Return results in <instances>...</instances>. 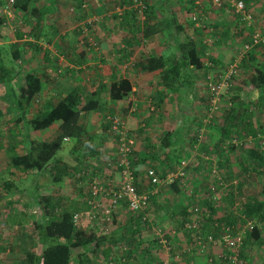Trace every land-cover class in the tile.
Returning a JSON list of instances; mask_svg holds the SVG:
<instances>
[{
    "label": "rangeland",
    "instance_id": "1",
    "mask_svg": "<svg viewBox=\"0 0 264 264\" xmlns=\"http://www.w3.org/2000/svg\"><path fill=\"white\" fill-rule=\"evenodd\" d=\"M123 1L125 0H57L55 3V11L51 15L45 16L44 21L40 26L41 28H38L35 32L32 31L30 35L34 38V40H36L35 41L36 43H38V41L40 42L42 51H44L43 54L45 52L51 53L52 57L56 60L60 55V53L63 54V52L65 51V47L67 43L72 42L70 38L76 37V34H74L72 31H74L77 28L79 29L81 28L79 36L76 37L77 41L80 44H83L84 46L86 44L87 38L83 37L84 34L81 32V30L85 29V33H87L86 29L88 28L86 27V25H91V27H89L90 29L88 30H90V34H92L91 37L93 38L92 43H94L96 47L95 48L91 47L90 50L93 53V55L95 54L98 55V52L101 50L100 46L104 47V51H106L105 47H107V45L103 41L104 37L102 38L100 35L103 33L107 34L106 31L111 30L112 28L115 30H121L119 24L121 18L123 19L124 11L131 9L130 6L121 7ZM225 1H237V0H225ZM259 1L260 0H246L245 4L248 6L247 8L248 11H250V13L252 14L255 26L262 33H264V6H262L261 1L260 2ZM45 2H46L45 0H36V2H33L28 9L31 11V9L35 7L41 8L42 6L45 5ZM148 2L152 3L154 1L148 0ZM196 2H199L200 4V6H196L199 9V15L206 20L207 25L213 27V29L214 28L222 29L221 21H224V19L227 25L228 33L225 35H228V37L226 38L221 36L220 34L221 32L216 33L215 29L214 32L212 33L208 32L205 29L203 30L198 29L201 31L200 34L202 36H206L207 34L211 36L212 39L211 43H214L215 40H218V42L215 44L217 48L214 49L213 46L211 48L210 51L211 58L217 59L215 56L212 55V51L215 52V54L219 53V55L223 59L221 60V62L223 63L224 66L236 63L237 66L239 67V72H240V68L242 69L243 67L242 61L244 60L239 61L238 49L246 41L245 35H243L244 26L232 16L231 9L226 2H223L224 4L222 5L221 8L216 9L212 6L211 0H169L168 11L170 12L177 11V13H179L178 21L184 24L187 36H191L193 34L195 35L196 33L193 31V28L191 29V26L189 25L190 22L189 11L193 7H195ZM154 3H157L159 5V3H161V0H157V2ZM134 6L135 5L133 4L132 9H135L133 8ZM28 13L24 15H20L17 9L9 5V0H0V19L2 20V23L0 24V42L2 44H4L5 41H9L8 37H11L13 39L14 36L17 33H19V32L15 33V31L17 28L21 27L20 24L26 26L24 35L26 36V38L28 37V33L31 30L30 26L31 27L35 26L37 21L36 17L30 16V14ZM156 16L158 17V14H156ZM125 19L126 18H124L122 22L123 23L128 22V23L124 24V26H128L130 28V25L133 22L131 21V19L130 21L128 20L125 21ZM142 20L143 18L140 17L139 26ZM130 33L131 32H129V34ZM37 37H39L40 39H37ZM158 39L161 40L165 39L169 42L173 40V37L171 35V32H168L166 36L160 34L159 38H156L155 40L148 42V45L152 44L153 47L158 48L157 45ZM222 41H224V43H222ZM120 42L124 43L121 40ZM5 43L9 44L8 42ZM167 46L169 48V44H167ZM164 48L165 47H163L161 52H163ZM150 49L153 48L150 46ZM145 50L147 49L141 47H135V49L131 51L132 54L131 53L129 54L130 56H128V59H124L120 56V59H122L119 65L120 72L133 73L138 75L141 73H146V72H142L138 68H135L137 62L145 59L148 55H151V54H147L150 51L145 52ZM258 51L264 53V47L258 49ZM152 52L157 55L161 54V52L158 53V50L157 51L153 50ZM91 61H93L91 63H94L95 60H91ZM32 63H36V61ZM58 65H60V63H58ZM89 67L92 69V71L90 72H89ZM94 67L98 68L93 64L91 66L84 67L86 69V73L82 72L83 74L82 73L78 74L79 81L81 78L83 79L91 78V80H89L91 82L89 81L78 82V80L69 79L70 77L67 78L68 74L63 71V66L62 67L60 66V68L56 70L52 84H49L48 88H51V90H55L54 87L55 84L58 83L59 81H62V84L60 85L61 90L64 91L68 87L71 88L72 86L74 87L76 85L79 86L82 85L84 87V92L87 94V91L90 89L91 85L93 84L94 78L91 76L92 73L94 72L93 70ZM217 67H220V65ZM96 70L98 71V69ZM217 70H219V68ZM237 78L238 76L234 79L233 85L235 84ZM140 82H141L140 84L141 91L142 90L145 91L149 89V81L140 80ZM238 83L241 84V82ZM198 84L199 85L197 87V91L194 92L197 98L196 101L195 100L194 101H195V106H198L196 108L200 112V110H203V108L207 107L206 104L207 102L209 103V100L207 98L208 91L206 89V85H204L205 84L204 80L201 79ZM239 88L240 87L237 86L236 90ZM4 91H5V96L0 99V112L2 114V117L0 116V124L2 125V127L0 128V197L6 195L9 192V190L3 188V184L6 181L12 183L11 189H20L22 191V194L20 195L19 199H16V201L14 202H8L4 199L0 200V264H23L22 261L25 258L26 251L33 252L35 254L41 252V246L36 243V237L33 227L36 221H39V216L42 214L43 209L41 205H37V206L35 205L34 207H32L34 203L33 199L35 200L34 194L30 196L29 194L27 195L25 194L29 190V188L33 186L34 180L43 185V188L40 189L38 193H40L42 196L50 197L52 204H55L52 198L58 197L61 198L63 202L66 203V205H68L70 210H76L74 205L76 206V203L79 202L81 199L79 193L85 192L84 190L87 187H89L90 184L89 180L93 177V174L90 172V169L84 166V163H82V159H80L79 157H77V155L72 153V150L75 146V141L64 142L60 150L53 159V164L56 163V161H59V163L61 164L60 165L61 170L59 169L60 172L59 176L61 181L54 182L55 181L53 180L54 176L51 175H47L43 177H38V176L35 177L34 172L22 174L18 171L12 170L8 164L9 157H11L14 154H20L22 152L21 148L24 146L26 141L24 139V136L22 135L23 131L18 133V129H13V131H9L8 129V127L10 126L9 119L12 116H14V114L16 113V108H15L16 105L14 104L15 99L11 96L12 93L8 90L7 86H4ZM230 91L227 95L222 97V99L217 105L216 110L212 114V118L209 120L208 116H204L202 118V121L205 118V121L210 122L209 125H213L214 123H216V121L220 118L221 115H222L221 117L223 118V114L221 112L224 111L226 108H229L231 105L228 99L231 96V95L229 96V94H231ZM234 95H236L235 92L233 93L232 97ZM143 101H145V103L147 104L146 106L147 109H145V113L147 114V116L145 118L144 115V117H142L141 119L144 120L145 118V120H148L147 123L150 126L151 120L153 118H157V116H155V113H157V110H159L158 108L156 109L157 97L153 95H148L144 98ZM104 104H106V102ZM234 105L236 107V104ZM162 106L163 104L160 105V107ZM175 106L176 105L171 104L170 106L167 107L169 110H171L170 116L165 117L161 115L166 119V123L168 125L166 129L172 128V126L175 123L176 117H174L173 115L176 112ZM209 108H210V103H209ZM104 112L105 113L94 112L91 114V117H89L88 119V123H91V127H92V128H88L90 133L97 134V132L101 129V127H98V125L101 126H104L106 124L108 125V118L111 116H116L118 119H120V121L123 122L124 128L122 131H123L124 140L121 141L120 140L121 138H119L117 135H115L112 132V130H110V133L107 134L105 138H103V141L96 138L94 144H97L98 149H101L100 144L104 146L105 153L109 154L108 156H111V159L113 161L108 163H111L112 165H114V161L117 158V154L121 149V144H124L125 148L129 149L130 154L128 156V159L131 163V171L136 177L137 183H139L140 181L141 184V185H137V187L138 189H140L139 192L143 193V189H146V186L148 184L145 186L147 182H145L146 179L142 176L145 175L148 169H154L158 176L165 174L164 172H162L163 168L159 167L157 161L161 158V156L164 155L167 156L163 152H158V147H159L158 142H160L161 135L159 136L155 135L152 129L150 130L146 129L147 132L149 133L147 136L148 138L146 141L141 142L137 138L133 137V134L130 131L132 128H136V127H133L129 122L125 121L120 114L113 113L110 109V104L109 105L106 104ZM197 116L201 117L202 115L197 112ZM255 118L256 119L258 118L259 119L258 121H264V116L261 113L260 114L256 113ZM5 120H7V122L3 124ZM93 126H95V128H93ZM194 126L195 128L193 130L191 129L189 135H187L189 136L188 139L189 140L196 139L197 144H200L201 142L203 143L202 133H200V130L202 128H199L198 124H195ZM199 136H201L200 143H198ZM154 152H157L158 154L157 160L151 159V156L154 154ZM139 155H143V156L141 157ZM99 156L100 155H98V157ZM200 156L203 159L204 157H207L209 159L208 161H210V165L205 164L208 161L202 160V162L200 161L196 162V160L195 159L192 160V158H190L189 155L186 156L187 158H185L184 160L188 161L187 179L184 181L185 184L184 188H182L179 185L181 189L180 193L183 192V194L177 197L178 199L171 198L172 202L178 203L179 199L182 201L189 200L191 204L190 206L191 209L195 206L199 207V204L202 202V199H204V197L207 198L209 196L208 191L213 185L216 186V189H219L217 191L219 199L223 200L224 195L226 196L228 195V193L231 195L232 199H234V196L237 195L236 194V189H238L237 183L238 186L239 184H242L241 189L243 191V195H246L247 197H250L258 201H264V192L261 190L263 184L262 176H257V174H255L254 176H248L245 178H233L230 180L227 179V177H225L222 172L221 173L217 172V175L218 177H220V179L216 181V178H211L212 169H210L209 166L215 165V167L218 170L217 162L215 160L213 161L210 158V156L208 157L207 155L204 154H201ZM88 157L92 159L91 158L92 156L91 157L88 156ZM110 168H108V171L104 170L103 173L101 174L102 176L100 177V180L102 179L103 182L105 183L106 188H110L108 187L107 180H109V177L113 172L114 173L116 172V170L112 171ZM177 169L178 166L175 167L174 171ZM11 171H14V174H11L10 173ZM53 172H57V171L54 170ZM82 172H84V175L79 176V174ZM172 172H168L166 175ZM160 177L163 180L166 179V177H162V176ZM219 183H222V185H219ZM162 189L164 190L171 189L170 184H164L162 186ZM196 189H198V191ZM151 206L152 205H149V212L154 220V210L152 211L150 209ZM191 209L189 211H191ZM45 221L47 222V219ZM108 225H105V227H107ZM170 230L175 231L176 233L173 238L177 237V234L180 231V230L178 231L176 227L175 228L172 227V229ZM221 250L222 247L218 246L217 248L210 249L209 252L211 254H217L221 252ZM192 254L195 257L194 259L196 260L197 263L207 264V260H204L203 258L204 256L202 254L198 253L196 250H193ZM241 254H242L241 261H243V264H254L257 262L255 252L253 249H251V247L249 248L248 246L246 247L245 245L242 244ZM243 254L244 256L247 255L246 256L247 258L246 257L244 258Z\"/></svg>",
    "mask_w": 264,
    "mask_h": 264
},
{
    "label": "crops",
    "instance_id": "2",
    "mask_svg": "<svg viewBox=\"0 0 264 264\" xmlns=\"http://www.w3.org/2000/svg\"><path fill=\"white\" fill-rule=\"evenodd\" d=\"M152 1L157 2V0H152ZM165 1H169V0H161V3H159V5L156 3L155 6H160ZM260 1H261V5L264 6V0H260ZM246 7L248 8V6ZM173 13H174L176 22L185 28L184 24L178 21L179 13H177V11ZM28 14H30V10ZM156 14H158V17L156 16ZM190 14L191 12L189 13V15ZM30 16H34V15L30 14ZM34 17H36V20H37V16L35 15ZM124 18H125V15H123V19ZM123 19L121 18L120 24H119L121 30H115L112 28L111 30L106 31L107 34L103 33L100 35L102 38L104 37L103 41L105 42L107 47H105L106 51H104V47L100 46L101 50L98 52V55L96 54L93 55V53L90 50L91 47L93 48L96 47V45L92 43L93 38H91L92 34H90V30L86 29L87 33H85V29L81 30V32L84 34L83 37L87 38L86 44L84 46L83 44H80L77 41L76 37L79 36L81 28L80 29L77 28L74 31H72L74 34H76V37L70 38L72 42L67 43L63 54L60 53V55L58 56L59 59L58 58L56 59L58 62L52 57L51 53L45 52L43 54L44 51H42L40 42L38 41V43H36L35 42L36 40H34V38L30 35L32 31L35 32L38 28H41V27L35 28L36 24L35 26H32V27L30 26L31 30L28 33V37H27L29 39H27L26 36L24 35L26 26L20 24L21 27L17 28L15 33L19 32L18 36H22L21 39L18 38L17 36L18 33H17L13 39L11 37H8L9 41H5V42H8L9 44L5 42L4 44H2L0 42V51L2 53V56L4 57L6 61H11L12 66L16 69V71L20 73L29 72V71L34 72L39 77V79L42 81V91L37 95L35 101L33 102L27 114V121L28 120L30 121L31 119L36 117L39 114V112L42 110V107L56 104L58 101L63 99L71 91H76L80 93L81 95H84V99L86 100L88 99V97H90L92 92L98 87L100 82L108 83L112 81H117L118 80L117 78L119 77L126 78V79H129L134 85L131 96L128 99H126L124 102H106L102 100V102H100L99 110L95 112L105 113L104 109L106 107V104L108 105L110 104V109L113 113L120 114L124 118L125 121L129 122L133 127H136V128H132L130 131L132 132L133 137L137 138L141 142L147 140L148 138L147 136L149 134L147 130H150V129H152L155 135H158V136L161 135L160 142L165 133H170L172 138H174L173 139L174 146L170 150L162 151L158 149V152H163L167 156L165 155L161 156L159 160H157L158 158L157 152H154V154L151 156V159L157 160L159 167L163 168L162 172H164L165 174L160 175V176L166 177L167 176L166 174L168 172L174 171L175 167L179 166L180 162L184 160L185 158H187L186 156L188 155L190 156V158H192V160L195 159L196 162H199V161L202 162V160L204 159L200 156L201 154L207 155L208 157L210 156V158L213 161L215 160L216 162H220L219 164H221V166L218 165L217 163L218 169L222 170L220 172H222L225 177H227L228 175L227 179L231 180V178H245L248 176H254L255 172H253L254 170L253 167L251 168V167L246 166L247 163L254 162L251 158H247L246 164H243L245 157L241 153V151L239 153H236V152L234 153V151H232L233 153L232 152L223 153L222 151H219V148H220L219 145L224 140L223 139L224 130H222L224 123H223L222 117L219 115L220 118L217 120L218 122L216 121V123H214L213 125H209L210 122L205 121V118L202 121V118L204 116H208L207 112H208L209 107L206 104L207 107L203 108L204 111L200 110L199 112V110L196 108L198 106H195V101H196L197 96L194 94V92L197 91V87L199 85L198 83L200 82L201 79H203L202 72L192 73V77H194L195 85H194L193 90L190 91V94L188 96L189 103H186V104L185 103L182 104V102L178 101V96H179L178 94L169 93L166 90H162L161 88H158L157 86V83L159 81L158 73H155V74L154 73L153 74L141 73L138 75V74H133V73H121L120 72L119 65L121 63L120 61L122 60L120 59V56L124 59H128V56H130L129 54L131 53L133 49H135V47L145 48L147 49L145 50V52L150 51L147 54H151V55L164 56V57H169L172 55L175 57L178 56L176 53V44H175L174 39L169 42L165 39H162V40L158 39L157 40L158 48L153 47L152 44L148 45V42L155 40L156 38H159L160 34L152 36L148 40H143L141 43H137L136 39H138L139 36L135 38V36L133 35L134 28L131 29V25H130V28L128 26H124L122 22ZM221 19H224V18H221ZM160 20H161V16L159 15L158 12H156L155 18L153 21L156 22ZM189 21L191 22V20ZM190 22H189V25L191 26V29L193 28V31L198 35L197 36L196 34L195 35L193 34L189 36L191 37V39H193L198 44L207 43L209 51H211L212 46L214 49L217 48L215 44L218 42V40H215L214 43H211L212 41L211 36L208 34L206 36H202L200 34L201 31L198 30V28H196L192 24V22L190 24ZM221 25H222V29L214 28L215 32L216 33L221 32L220 33L221 36L226 38L225 34L228 33L227 31L228 29H227L225 19L224 21H221ZM128 29H131V30H128ZM211 29H213V27H211ZM129 32H131L132 35L131 33L129 34ZM122 38L125 40H123ZM37 39H40V38L37 37ZM120 40L124 43H121ZM222 43H224V41H222ZM167 44H169V48ZM150 46L153 49H150ZM17 47L19 49H17ZM163 47H165L164 50L166 51L163 50V52H161ZM15 49L20 51V54H19V59L16 61H13L10 59H11L12 51ZM153 50H156V51L158 50V53L161 52V54L157 55L152 52ZM254 53H255L254 54L255 57L257 56L256 60H254L255 62L253 61L251 64H245L244 63L245 61H242L243 67L242 69L240 68L238 78L236 79L235 84L232 86V89L230 91L231 94H229V96L231 95L230 96L231 98L234 92L236 93V95H234L233 98L235 99V97L237 96L236 97L237 99L234 102L236 104L235 115L244 113L245 115L248 116V119H247L248 122L249 120L252 119V122H253L252 126L256 129L260 127V123L262 126H264L263 124L264 122L258 121L259 119L255 118V114L261 113L264 116V109H262L260 105L258 104V99L260 97L259 91L252 89L251 86L248 85V81L251 75H253V72L256 69V67L259 64H261L262 60H264V55H263L264 53L259 52V51H255ZM212 55L217 58L215 59V61L217 62V66L220 65V67L215 66V68L224 69L225 66L221 62V60L223 59L221 58L219 53L215 54V52L212 51ZM107 56H108V59H107ZM91 60H95L94 63H91L93 62ZM34 61H36V63H32ZM74 61H78L80 63L76 62L77 64H75ZM139 62H137V64ZM58 63H60V65H58ZM93 64L94 66H97L98 68L94 67L93 69L94 72L92 73V76H91L94 78L93 84L91 85L90 89L87 91V94L84 92V87L82 85L80 86L76 85L74 87L72 86L71 88L68 87L64 91L61 90L60 85L62 84V81H59L60 78L58 79L59 82L56 83L54 86L55 90H51V88H48L49 84H52L55 72L56 70L60 68V66L61 67L63 66V71L68 74L67 78L70 77L69 79L71 80H78L79 78L78 74H81L82 72L86 73V69L84 67L91 66ZM135 68H138V67H136L135 65ZM96 69H98V71ZM90 71H92V69L89 67V72ZM89 80H91V78H87V79L81 78L80 79V81H84V82L89 81ZM140 80L149 81L148 90L141 91ZM80 81L78 80V82ZM238 82H241V84ZM4 86L6 85H0V99L5 96ZM19 86H23V84L19 82ZM19 86L15 84H11L7 86L8 90L12 93L11 96L15 99L14 100L15 101L14 104L16 105L15 106L16 108L15 116L19 114L20 112L19 108L17 107V98L19 97ZM237 86H239L240 88L236 90ZM159 91L163 92L164 101L163 103H160V104L157 102V105L159 106L158 108L159 110H157V113H155V116H157V118H153L149 126V124L147 123L148 120H145L147 116V114L145 113V109H147L146 108L147 104L143 100L148 95H153L157 97L158 95L157 93ZM183 92L185 91L183 90L180 91V93H183ZM105 102L106 104H104ZM162 104L163 106L160 107V105ZM171 104L176 105L175 106L176 112L174 114L172 113L174 117H176L175 118L176 120L172 128L166 129L168 125L166 123V119L163 116L165 117L170 116L171 110H169L167 107L170 106ZM197 112L200 113L202 116L198 117ZM91 114H89L85 119H83V123H85L88 133L92 136V139H93L92 145L95 149V152L86 153L84 156V159L82 160V163H84V166L90 169V172L93 174V177L89 180V183L92 181L94 177L100 178L104 170L108 171L109 164H110L108 162L112 161L111 156H108L109 154L105 153L104 146L102 144H100L101 149H98L97 144H94V141L96 138L103 141V138H105V136H107V134L110 133V128L108 126L109 124L108 125L106 124L104 126L98 125V127H101V129L97 132V134L90 133L88 128H92V127H91V123H88V119L89 117H91ZM144 115H145V118L143 120L141 118L144 117ZM1 117H2V114H1ZM14 118L15 117L12 116L9 119V125H10L8 127L9 131H13V129H18V133L23 131L22 135L24 136L25 134L24 124L23 123H20L19 125L13 124ZM201 121H202V124H201ZM6 122L7 120H5L3 124H5ZM195 124H198V127L202 128L200 130V133H202V139H203V143L200 141L202 144L199 141L198 143L200 144H197L196 139L195 140L188 139L189 136L187 135H189L191 129L193 130L195 128L194 126ZM1 127L2 125L0 124V128ZM93 128H95V126H93ZM236 129L240 131L241 126H238V128ZM68 141H70V139L68 138L67 140L64 139V142H68ZM160 142H158V144H160ZM72 153H73V150H72ZM185 154H188V155H185ZM98 155L100 156L98 157ZM88 156L90 157L92 156L91 157L92 159H90ZM139 156L142 157L143 155H139ZM208 162L205 164L210 165V161ZM57 163H59V161H56V163L54 164L56 165ZM116 172L115 173L113 172L111 176L109 177V180H107L108 187L110 188H115L114 186H119L120 184V179H121L120 173L118 171ZM136 174H137V171H136ZM79 176L81 175L79 174ZM142 177H144V175ZM101 181L103 182L102 179ZM137 185H141L140 181L139 183H137ZM146 185L147 183L145 184V186ZM147 187L148 186H146V188ZM88 189L89 187H87L84 190L85 192L79 193L81 199L79 202L76 203V206L74 205L76 210H72L73 214L88 211V207L86 204L87 200L90 197L89 193H87ZM148 190L149 189H143V192H147ZM196 190L198 191V189ZM236 190H237L238 195L240 194L243 195L242 189H236ZM21 194H22V191L20 189H10L6 195L0 197V200L4 199L8 202H14L16 201V199H19ZM25 194L27 195L28 191ZM182 194L183 192L175 193L172 191V189L164 190L162 189V187H160V189H158V195L151 196L149 200L150 201L149 204L152 205L150 209L152 211L154 210V223H151V226H150L151 229H149L150 227L148 229L145 228L138 235V237L127 235L128 232L126 231L128 230L130 213L128 212L125 204H121L118 207L116 213L112 217L111 223L107 227H102V225H99L96 219L94 220L85 219L84 223L86 224V228L84 229V231H87L88 233L90 232L95 233L97 237H99L100 235L107 236L108 241L114 242L113 246L123 245L125 241H131L133 243V245H131L130 247L132 250L131 251L132 254L130 256H126L123 264H162L163 261L165 260L169 261L170 264H199L194 259L195 258L193 256L194 253L192 254L193 251H188V248L192 244L191 237L189 235L183 232H180L178 230L179 233L177 234V237L172 238V237L167 236V239H169L171 242V248H173V250L170 253L166 252V250L159 243V239H156L154 235L155 228L156 229L159 228L162 231H164V233H168L169 231H172L170 230L172 229V227L179 228L180 223L182 224V221H184V218L186 219L188 218V215L190 212L189 210L191 209L190 207L191 204L189 200L182 201L179 199L178 203H174L171 201V198L178 199L177 197L181 196ZM235 198L236 196H234V199ZM234 199H232L231 195L228 193V195L226 196L224 195L223 200L220 199L216 202L214 201L212 202V204L216 206V211L218 213V215L216 216V219L219 218L220 216L221 217L223 216L224 218L228 217V212L230 211V208L233 209L232 205L234 206V203H237V201H234ZM206 200L207 198L204 197V199H202V202L199 205H202V206L205 205ZM101 201H102L101 203H104V204L107 203V199L104 197H102ZM260 202H263V201H260ZM34 203L36 204V200H34ZM125 227L126 229H124ZM206 227H208V225H206ZM261 238H262V241L264 242V231L261 232ZM245 246L246 247L248 246L249 248L251 247V249L254 250L256 259H257V262L254 264H258V263L264 264V249H260L256 244H254L251 241L245 244ZM101 251L106 252V249L101 247L100 250L98 249L96 251V254L93 253L92 255L88 253L89 259L91 260V262H93L94 264L95 263L100 264V261H102L104 258ZM246 256L247 255H245L244 258ZM203 258L204 260H206L205 256Z\"/></svg>",
    "mask_w": 264,
    "mask_h": 264
},
{
    "label": "trees",
    "instance_id": "3",
    "mask_svg": "<svg viewBox=\"0 0 264 264\" xmlns=\"http://www.w3.org/2000/svg\"><path fill=\"white\" fill-rule=\"evenodd\" d=\"M13 8L17 9L21 15L26 14L29 11V6L36 2V0H13ZM45 5L41 8L35 7L31 9L30 14L37 16L35 28L40 27L44 21L45 16L51 15L55 11V3L57 0H45ZM244 3L246 0H241ZM144 9L145 18L141 21L140 16L135 9H132V1L125 0L121 7L130 6V10H125V21L128 20L131 23V29H133V35L135 38L139 36L137 43H141L143 40H148L155 35H167L171 32L176 44L175 56H156L148 55L143 61L139 62L138 67L142 72L155 74L158 73L159 81L157 83L158 88L166 90L169 93L178 94V101L183 103L188 102V96L190 91L193 90L195 81L192 77V73H203V80L206 82L207 70L204 67V53L205 47L202 43H196L191 37L186 36V30L182 25L176 22L173 12L168 11V1L162 3L160 6H155L156 3L148 2V0H141ZM245 6H247L245 4ZM193 10V8L191 9ZM191 10L189 12H191ZM158 12L161 16L160 21L154 22L155 13ZM139 18V19H138ZM123 21V20H122ZM2 20L0 19V24ZM128 22L123 23L127 24ZM191 24V22H190ZM89 29L91 25H86ZM19 33L17 34V36ZM228 36V35H227ZM225 35V37H227ZM22 38V36H18ZM17 49H19L17 47ZM17 49L12 51L11 59L16 61L19 59L20 51ZM254 51L244 59L245 64H251L256 57ZM212 64L217 66L215 59H210ZM75 64L80 63L74 61ZM77 62V63H76ZM255 62V61H254ZM264 60L259 64L253 72V75L249 78L248 85L252 89L258 90L260 97L258 104L264 109ZM82 63V62H81ZM243 63V64H244ZM117 81L108 83H99L98 87L92 92L88 99H84V95L76 91L69 92L63 99L56 104L42 107L39 114L27 121V114L35 101L37 95L42 91V81L34 72L20 73L12 66L11 61H6L0 51V85L15 84L19 86V82L23 86H19V97L17 98V107L19 108V114L15 116L13 124L19 125L23 123L25 126V144L21 148L20 154H14L9 157L8 164L12 170L18 171L22 174L34 172L35 177H43L47 175L54 176V182L61 181L60 179V163L53 164V159L60 150L64 139H70L75 141L73 154L77 155L80 159H84L86 153L95 152L92 145V136L88 133L83 119L89 114L99 110L100 102H124L128 99L133 91V83L126 78H117ZM185 91L180 93V91ZM157 102L163 103V92L157 93ZM208 100H210L207 94ZM229 108H226L221 113L223 114V127L224 130L223 141L219 145V151L223 153L240 152L244 155L245 159L243 164H246V159L251 158L254 162L247 163V167H253V172L257 176L263 177V184L261 190L264 192V126L261 125L258 128H254L252 119L247 121L248 116L243 114H236L235 99L229 97ZM209 107V103L207 102ZM156 108H159L157 105ZM210 113L209 109L207 115ZM1 116V112H0ZM222 116V115H221ZM250 119V118H249ZM26 122V123H25ZM264 122V121H262ZM109 124V123H108ZM264 124V123H263ZM110 130L111 127L108 125ZM238 126H241L240 131L237 130ZM108 128V129H109ZM174 138L170 133H165L161 139L158 149L170 150L174 146ZM236 141V145L227 148L229 142ZM233 153V152H232ZM218 165L220 162H217ZM209 168V167H208ZM52 170V171H51ZM57 172H53V171ZM11 171V174H14ZM218 171H222L218 169ZM221 173V172H220ZM228 178V175H227ZM233 179V178H231ZM12 183L9 181L4 182L3 188L10 190ZM173 192L180 193L181 189L178 181L170 184ZM238 189L242 188V184L237 183ZM43 188L41 183L34 180L33 186L28 190L29 196L34 194L36 204L41 205L42 214L39 216V221H36L33 229L36 237V243L41 246V252L35 254L33 252L26 251L23 264H94L89 259L88 253L96 254V251L101 247L106 249V252L101 251L104 256L100 264H107L113 262V264H123L126 256H130L131 241H125L123 245L113 246V241H108L107 236L100 235L97 237L95 233H88L87 231H78L73 225L72 215L68 205L61 198H52L55 204L51 203V198L42 196L40 189ZM146 189H149L148 187ZM203 190V189H202ZM233 192V191H231ZM236 194L237 190H236ZM236 195L233 209L230 208L228 217H219L216 211V206L212 204V196H208L205 201V205H199L201 210L203 222V231L205 234H211L215 239H219V228L222 225L236 226L242 224L247 220H254V223L258 222L259 225L264 221V201L247 197L246 195ZM2 197V196H1ZM210 197V198H209ZM34 201V200H33ZM233 201V202H234ZM145 212H137L130 214L128 223L127 235L137 236L145 229L154 223L152 216H145ZM190 214L188 215V217ZM244 216L245 218H242ZM145 218V220H144ZM47 219V222L45 221ZM187 221L184 218L183 222ZM208 225V227H206ZM126 229V227L124 228ZM151 229V227L149 228ZM264 231V227H254L251 232L246 233L243 236V245L250 241L256 244L260 249H264V242L261 238V232ZM163 232V231H162ZM114 247V248H113ZM128 250L124 252L123 249ZM173 250V248H171ZM171 250V251H172ZM119 255V257H118ZM244 257V256H243ZM242 258V254H241ZM96 264V263H95Z\"/></svg>",
    "mask_w": 264,
    "mask_h": 264
},
{
    "label": "built area",
    "instance_id": "4",
    "mask_svg": "<svg viewBox=\"0 0 264 264\" xmlns=\"http://www.w3.org/2000/svg\"><path fill=\"white\" fill-rule=\"evenodd\" d=\"M131 1L135 5L133 8H135L137 14L144 19L145 16L143 15V11L145 6L141 0ZM211 2L212 6L216 9L221 8L224 4L223 2H226L231 9L232 16L244 26L243 35H245L246 41L238 49L239 61L244 60L250 52L258 51V49L264 47V33H262L255 26L252 14L248 11L243 1L211 0ZM13 4L14 1L9 0V5L13 6ZM196 6H200L199 2H196L195 7L191 10L190 20L192 24L198 29H205L210 33L214 32V30L207 25L206 20L199 15V9ZM203 46L205 47L204 67L207 70L205 79L210 98V113L208 114L210 120L222 97L227 95L232 89L233 81L239 73V67L235 63L226 65L224 69L217 70L210 61L211 54L207 43H203ZM108 123L112 132L121 138V141H123V122L116 116H111L108 118ZM198 138V141L200 142L201 136ZM227 144V148H229L233 145L235 146L236 141H231ZM129 154V149L125 148L124 144H121V149L117 154L114 165L111 163L109 164V168L111 167L110 169L112 171L116 170L120 173L121 179L119 186H114L115 188H106L100 178L94 177L92 179L87 191L90 195L86 202L88 211L72 215V222L76 230L81 231L86 228V224L84 223L85 219H96L99 225L105 227V225L111 223L113 215L116 213L121 204L126 205L130 214L147 211V213L145 212V216H151L149 212V200L151 196L158 195V189H160V187L164 184H172L173 182L178 181V184L184 188V181L187 179L188 173V161L186 160H182L178 169L168 174L164 180L157 175L154 169H148L144 178L146 179L149 190L147 192L140 193L137 187L136 177L131 171V163L128 159ZM204 160L208 161L209 159L204 157ZM210 169H212L211 178H216V181L219 180L220 177L217 175V172L219 171L215 165L211 166ZM80 175H84V172L80 173ZM219 185H222V183H219ZM218 190L219 189H216V186L213 185L208 191V195L212 196L211 198L214 202L220 200L217 194ZM102 197L107 199L106 204L101 203ZM189 214L190 216L187 218V221L183 223L181 229L178 227H176V229L191 237L192 244L188 248V251L196 250L198 253L206 257L208 264H243V261H241L243 236L246 233L251 232L257 224L258 227H264V221L259 225L258 222L254 223V220L245 219L244 223L237 224L234 227L229 225L220 226L218 231L220 238L215 239L211 234L204 233V220L202 219L201 210L198 206L193 207ZM241 217L245 218L244 216ZM175 234V231L164 233L161 229L154 230L155 238L159 239V243L167 253H170L172 250L171 242L167 239V236L173 238ZM218 246L222 247L221 252L217 254H211L209 252L210 249L217 248ZM123 251L125 253L127 252L125 248ZM107 264H113V262H109ZM162 264H170V262L165 260Z\"/></svg>",
    "mask_w": 264,
    "mask_h": 264
}]
</instances>
